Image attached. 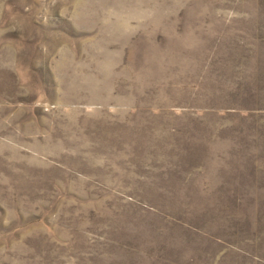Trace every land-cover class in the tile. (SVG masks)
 Instances as JSON below:
<instances>
[{"label": "rangeland", "instance_id": "374dc122", "mask_svg": "<svg viewBox=\"0 0 264 264\" xmlns=\"http://www.w3.org/2000/svg\"><path fill=\"white\" fill-rule=\"evenodd\" d=\"M0 264H264V0H0Z\"/></svg>", "mask_w": 264, "mask_h": 264}]
</instances>
